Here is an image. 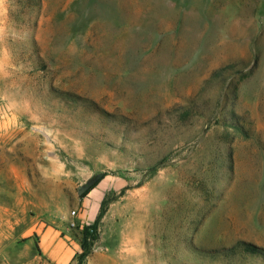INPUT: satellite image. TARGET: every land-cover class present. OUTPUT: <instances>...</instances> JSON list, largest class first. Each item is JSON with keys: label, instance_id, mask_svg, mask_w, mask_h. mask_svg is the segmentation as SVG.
Masks as SVG:
<instances>
[{"label": "rangeland", "instance_id": "obj_1", "mask_svg": "<svg viewBox=\"0 0 264 264\" xmlns=\"http://www.w3.org/2000/svg\"><path fill=\"white\" fill-rule=\"evenodd\" d=\"M18 9L0 0V264L264 247V0Z\"/></svg>", "mask_w": 264, "mask_h": 264}, {"label": "trees", "instance_id": "obj_2", "mask_svg": "<svg viewBox=\"0 0 264 264\" xmlns=\"http://www.w3.org/2000/svg\"><path fill=\"white\" fill-rule=\"evenodd\" d=\"M19 5L18 15L28 14L39 10L42 0H16ZM39 60V57H37ZM216 74H214L215 76ZM90 242L87 239L83 242L84 252L81 257L89 254ZM190 248V247H189ZM190 253L201 261V264H246L247 257L254 255L264 257V247L253 242L239 240L234 245L219 248H190ZM192 264V263H187Z\"/></svg>", "mask_w": 264, "mask_h": 264}, {"label": "crops", "instance_id": "obj_3", "mask_svg": "<svg viewBox=\"0 0 264 264\" xmlns=\"http://www.w3.org/2000/svg\"><path fill=\"white\" fill-rule=\"evenodd\" d=\"M43 228H44L43 234H46L48 238L52 237L54 239L60 236L58 229H55L51 226H47ZM56 242H57L56 243L57 246L52 247L50 257L53 258L57 264H66L68 260H70L75 256L79 248L76 244L73 243L61 247V243H59V241ZM60 248H62V250H60ZM6 252H7L6 249H3L2 252H0V256L3 255L2 257H5V259H7L5 256Z\"/></svg>", "mask_w": 264, "mask_h": 264}, {"label": "built area", "instance_id": "obj_4", "mask_svg": "<svg viewBox=\"0 0 264 264\" xmlns=\"http://www.w3.org/2000/svg\"><path fill=\"white\" fill-rule=\"evenodd\" d=\"M72 225H75V223L73 222Z\"/></svg>", "mask_w": 264, "mask_h": 264}]
</instances>
